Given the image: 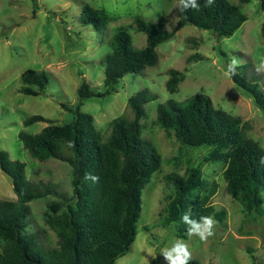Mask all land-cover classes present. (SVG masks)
I'll list each match as a JSON object with an SVG mask.
<instances>
[{
	"label": "rangeland",
	"instance_id": "374dc122",
	"mask_svg": "<svg viewBox=\"0 0 264 264\" xmlns=\"http://www.w3.org/2000/svg\"><path fill=\"white\" fill-rule=\"evenodd\" d=\"M230 1L246 16L230 35L216 36L212 30L186 23L155 46L154 64L138 73L123 74L114 91L90 95L79 106L92 115L96 129L105 134L110 118L132 116L126 102L129 94L141 88L154 94L143 104L140 133L154 144L160 162L141 187L136 233L127 251L116 258L117 264H167L161 252L177 240L188 244L199 264H252L251 256L257 264H264V213H247L226 191L221 173L224 156L212 157L209 146L181 145L172 130L154 120L157 102L168 98L180 101L193 93H203L215 107L239 116L245 134L264 150V111L224 75L225 65L235 57L240 61L237 71L264 92V71L256 70L264 61L260 34L264 9L259 0ZM84 2L110 15L103 29L96 30L80 21L79 10ZM178 5L179 0H0V149L24 162L29 180L54 190L27 202L25 231L35 233L37 245L43 250L56 245V235L44 217L46 212H55L49 207V202L57 199L55 190L70 194V166L53 157L38 160L27 152L17 132H36L47 122L37 120L24 125L23 118L39 113L52 122L69 121L72 112L61 103L77 100L76 88L81 81L94 91L104 89L102 57L109 49L113 31L125 28L131 44L140 47L145 34L136 30L133 16L170 28L177 18ZM25 68L43 71L47 76L40 93L31 95L19 90V75ZM168 68L183 73L172 92L164 85ZM190 165L199 167L207 188L214 187L208 201L224 211L219 220L210 215L218 223L215 235L207 242L188 232L184 237L177 236L174 226L163 222L166 196L172 194V186L163 180V174H184ZM14 198L11 179L0 170V199ZM261 204L264 208V186Z\"/></svg>",
	"mask_w": 264,
	"mask_h": 264
},
{
	"label": "trees",
	"instance_id": "16d2710c",
	"mask_svg": "<svg viewBox=\"0 0 264 264\" xmlns=\"http://www.w3.org/2000/svg\"><path fill=\"white\" fill-rule=\"evenodd\" d=\"M197 2L199 11H181L178 5L177 18L170 28L135 14V28L145 34L140 47L131 44L125 28H116L108 40L109 49L102 57L104 89L94 91L81 81L76 88L77 100L71 104L61 103L72 112L69 121L52 122L39 113L23 118L24 125L37 120L47 122L36 132L19 130L17 135L32 157L38 160L53 157L70 166L71 192L65 194L55 190L57 199L49 202L55 212H46L44 219L56 235V245L43 250L37 245L35 233L25 231L27 202L54 190L29 180L24 162L10 158L0 149V170L10 177L15 195L14 199H0V264H117L116 258L127 251L136 233L141 187L160 162L154 144L140 133L143 104L154 94L147 88L129 94L126 102L132 116L110 118L105 134L96 129L92 115L79 106L90 95L114 91L123 74L138 73L154 64L155 46L171 37L182 25L190 23L212 30L216 36H228L246 18L239 6L230 0H215L209 7L204 6L205 0ZM259 5L264 9V0H259ZM79 19L101 30L110 15L84 2ZM260 34L264 41V18ZM167 73L164 85L172 92L183 73L176 68H168ZM19 78V90L31 95L40 93L48 82L43 71L33 68L22 70ZM231 80L264 111V92L255 82L238 71ZM154 120L164 129L172 130L181 145L209 146L212 157L224 156L221 173L226 191L247 213H264L261 204L264 150L245 134L239 116L215 107L207 95L193 93L180 101L168 98L157 102ZM89 176L96 177V181L87 178ZM163 180L172 186V194L166 196L163 222L174 226L177 236L184 237L188 232V225L182 222L186 213L197 220L210 215L221 219L223 209H215L208 201L214 187H206L197 165H190L184 174L167 172ZM251 260L252 264H257L252 256ZM189 264L199 262L192 257Z\"/></svg>",
	"mask_w": 264,
	"mask_h": 264
},
{
	"label": "clouds",
	"instance_id": "9594fccd",
	"mask_svg": "<svg viewBox=\"0 0 264 264\" xmlns=\"http://www.w3.org/2000/svg\"><path fill=\"white\" fill-rule=\"evenodd\" d=\"M215 3V0H205V7H209ZM179 8L181 11L188 9L200 10V5L197 0H179ZM240 66V61L235 57L232 58L231 63L227 65V69L224 75L231 78L237 74V68ZM258 72L264 71V61H261L256 69ZM96 181V177H87ZM182 222L188 225V233L193 236H197L202 242H207L209 238L215 235V227L217 221L212 216H201L199 220L192 219L191 215L186 213L182 217ZM163 259L167 264H189L192 259V254L189 250V246L183 240H177L170 248L165 249L161 252ZM151 255V253H149ZM156 256H153L155 259ZM147 264H150L147 261Z\"/></svg>",
	"mask_w": 264,
	"mask_h": 264
}]
</instances>
